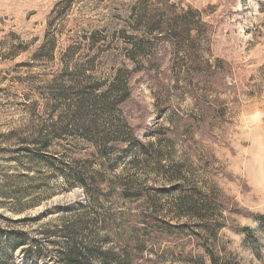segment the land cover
I'll return each instance as SVG.
<instances>
[{"label": "rangeland", "instance_id": "1", "mask_svg": "<svg viewBox=\"0 0 264 264\" xmlns=\"http://www.w3.org/2000/svg\"><path fill=\"white\" fill-rule=\"evenodd\" d=\"M249 108L264 0H0V264H264Z\"/></svg>", "mask_w": 264, "mask_h": 264}, {"label": "clouds", "instance_id": "2", "mask_svg": "<svg viewBox=\"0 0 264 264\" xmlns=\"http://www.w3.org/2000/svg\"><path fill=\"white\" fill-rule=\"evenodd\" d=\"M236 128L247 137L233 166L247 177L251 192L264 207V110L249 108L236 115Z\"/></svg>", "mask_w": 264, "mask_h": 264}, {"label": "trees", "instance_id": "3", "mask_svg": "<svg viewBox=\"0 0 264 264\" xmlns=\"http://www.w3.org/2000/svg\"><path fill=\"white\" fill-rule=\"evenodd\" d=\"M186 16L187 14L174 15L172 18L166 19V20L162 19L161 17H157V18L154 17V19L152 20L151 26L159 27L163 32L161 36L164 35L171 44L172 43L173 44H181V43L185 44L189 40L190 28L192 27L190 26L191 21H189ZM119 88H120L119 92L121 93V97L119 96V99H117V101L119 100L120 102L126 99L128 96L126 92L127 91L126 82L124 81V83L119 85ZM107 98H108V95H103L102 101L107 102L108 100ZM111 107H112V104H111ZM255 218L257 222L259 223L260 231L264 235V216H259ZM18 240L19 238L16 237L13 239L12 242L18 243ZM9 244H10L9 242L6 243V248L8 249L11 248L9 247ZM73 254H74V251L70 250V253L65 258L66 264H72V262H76L77 264L79 263V260ZM213 264H216V263H213Z\"/></svg>", "mask_w": 264, "mask_h": 264}]
</instances>
